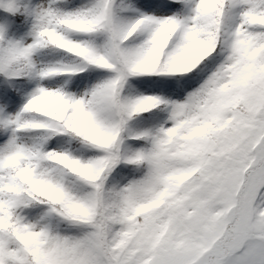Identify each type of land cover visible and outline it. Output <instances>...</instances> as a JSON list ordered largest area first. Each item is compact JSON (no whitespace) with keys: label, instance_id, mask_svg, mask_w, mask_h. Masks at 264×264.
Masks as SVG:
<instances>
[{"label":"snow or ice","instance_id":"1","mask_svg":"<svg viewBox=\"0 0 264 264\" xmlns=\"http://www.w3.org/2000/svg\"><path fill=\"white\" fill-rule=\"evenodd\" d=\"M0 264H264V0H0Z\"/></svg>","mask_w":264,"mask_h":264}]
</instances>
